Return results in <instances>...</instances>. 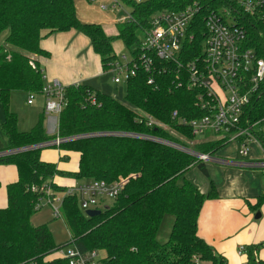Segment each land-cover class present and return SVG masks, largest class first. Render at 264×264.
I'll use <instances>...</instances> for the list:
<instances>
[{"label":"trees","instance_id":"16d2710c","mask_svg":"<svg viewBox=\"0 0 264 264\" xmlns=\"http://www.w3.org/2000/svg\"><path fill=\"white\" fill-rule=\"evenodd\" d=\"M190 2L145 0L133 9L136 22L145 28L155 13L176 10ZM243 17L246 49L264 59V18ZM117 29V39L136 56V49L131 48L137 41L138 26L125 23ZM5 31H9L6 43L11 49L0 47V104L5 112L0 128L8 144L4 150L33 147L57 136L83 138L59 147L62 152L79 156L78 168L73 172H64L57 164L44 161L43 149L0 157V165L14 166L18 173V180L7 186V207L0 209V264H69L57 255L64 246L82 253L105 252L99 264H227L198 234L202 209L207 201L218 199L217 191L212 187L204 194L185 180L194 167L208 175L205 163L161 143L116 135L152 136L211 157L230 144L227 139H217L191 145L195 137L180 122L206 115L198 104L200 91L187 86L184 73L188 63L202 60L203 14L196 18V41L187 45L180 59L182 68L172 62H156L153 84H148V73L139 71L126 84V104L87 85L67 87L66 106L54 135L46 133L44 113L33 128L22 132L18 129V116L10 111L13 92L39 94L45 85L42 70L37 66L39 71H35L29 65L32 56H49L41 47V40L57 33H81L91 41L103 69L109 72L118 59L114 39L102 26L79 19L75 0H0V35ZM174 112L178 114L175 118ZM146 116L162 126H149ZM242 123L251 128L252 137L264 150V88L245 109ZM57 176L79 184L121 179L126 184L116 198L105 199L112 203L96 210L100 214L94 217L81 209L82 195L64 196L62 211L70 241L62 245L56 242L49 224L32 223L40 211L37 205L42 196L32 192L33 187H50L61 195L68 191L55 183ZM263 205L264 191L255 204L250 203V208L259 211ZM167 215L174 217L173 227L169 240L161 244L158 232ZM263 247L264 243L246 247V264H264L258 259Z\"/></svg>","mask_w":264,"mask_h":264},{"label":"built area","instance_id":"2783aa9c","mask_svg":"<svg viewBox=\"0 0 264 264\" xmlns=\"http://www.w3.org/2000/svg\"><path fill=\"white\" fill-rule=\"evenodd\" d=\"M144 1L83 0L87 11L122 15L123 19L113 22L115 25L133 23L138 26L137 41L133 46L137 54L130 62L124 55L123 62L117 59L112 64L110 72L115 74L114 83L127 84L130 78L143 70L149 74L148 84H153L156 62H172L177 64L178 68H182L183 63L180 59L187 45L196 41L194 31L196 18L203 14L202 60L188 63L184 73L187 86L200 91L198 104L202 110L206 111V115L194 120L181 119L180 122L189 127L195 137V140L190 142L191 145L198 142L196 138L200 135H217L221 137L219 139H227L230 143L240 141L241 154L247 156V145L250 141L256 140L251 135V128L243 127L242 117L247 106L263 91L264 59L259 58L254 50L246 49L247 32L245 26L242 25V19L243 16L255 18L261 15L264 18V0H191L179 9L162 10L155 13L149 25L142 28L136 22L133 9ZM31 58L30 67L39 71L34 57ZM177 76L179 78L178 74ZM179 85L181 86L182 83L180 82ZM66 90L67 87L59 80H50L45 82L39 94L30 93L27 103L33 105L37 95L43 96L45 116L56 117L59 123L60 115L66 106ZM177 115V112H174L173 117ZM146 118H148L149 126H162L151 117L146 116ZM116 135L161 143L197 157L203 162L217 161L215 157L196 153L190 148L156 137L121 133ZM80 138L83 137L61 138L57 136L55 139L33 147L0 151V157L33 149H59L63 143ZM247 166L264 169V159L260 162L248 163ZM125 184L124 179L113 183L87 182L69 188L65 195L55 194L50 187L40 189L33 187L32 192H39L42 195L37 205L38 210L43 208L44 203H48L53 209L54 219L64 220L62 211L64 196L82 195L84 200L81 202V209L87 213V211L98 210L106 201L105 199L116 198L124 189ZM239 254H246L244 247L239 248ZM57 255L67 259L69 264H99L100 261L98 251L82 253L71 246L61 247Z\"/></svg>","mask_w":264,"mask_h":264},{"label":"crops","instance_id":"0c3cea01","mask_svg":"<svg viewBox=\"0 0 264 264\" xmlns=\"http://www.w3.org/2000/svg\"><path fill=\"white\" fill-rule=\"evenodd\" d=\"M97 12L89 15L83 11L80 13L86 18V23L101 26L104 21L114 22L112 20L114 14ZM78 13L77 11V15ZM91 17L93 18L89 19ZM86 38L76 31H70L46 36L41 40V47L49 56L33 57L46 78L45 82L57 79L66 87L82 84L107 92L101 83V78L105 74L101 57L94 52L91 41ZM57 122L56 117L45 116L44 127L48 135L57 133L58 129L55 130ZM254 142L251 148V143L248 144L250 151L247 156L240 153L244 160L231 158L232 155L228 150H224L225 147L216 154L217 161L204 162L208 175L194 167L185 176V180L190 181L204 194L210 192L212 187L217 191L218 199L207 201L202 209L198 220V234L217 255L226 260L227 264H246V254L240 255L239 248L264 243V205L259 211L250 208V203L255 204L256 198L264 191V169L247 166L248 163L264 159L263 148L258 142ZM58 152V163L47 161L43 156L42 159L57 164L64 172L76 171L79 156L73 153L76 155V164L67 168V161L70 158L68 155L72 153L60 150ZM63 157L65 160H62ZM17 180L16 167L0 165V209L7 207V186ZM54 181L67 188L79 184L75 180L60 176ZM32 223L36 226L41 224L35 221ZM159 236L158 232V241L161 243L170 238V235H167L166 239L164 236L161 241ZM258 259L264 263V247L258 252Z\"/></svg>","mask_w":264,"mask_h":264},{"label":"rangeland","instance_id":"374dc122","mask_svg":"<svg viewBox=\"0 0 264 264\" xmlns=\"http://www.w3.org/2000/svg\"><path fill=\"white\" fill-rule=\"evenodd\" d=\"M75 5L77 7V11L84 12L85 14L89 15L93 12L87 11L85 8V4H83V0H75ZM129 10V9H128ZM78 13L79 19L86 23V18L80 13ZM90 17V16H88ZM93 17L89 18L92 19ZM123 19L122 15L114 16L112 19L114 22L119 21ZM102 28L105 30L106 34L113 38V46L115 48V53L121 62H123L122 58L125 55L129 62L133 60V55L129 49H127L124 45V43L117 39L118 36V29L117 26L109 21H104L103 25H101ZM81 35V33H79ZM9 35V31H5L0 35V47H3L4 49H11L6 43V38ZM82 37L86 38L85 35L82 34ZM87 39V38H86ZM131 50H134V47L131 48ZM33 57V56H32ZM114 75L112 72H105L104 77L101 78V83L104 86V89L107 91L106 94H108L110 97L126 104V95H127V85L125 83L122 84H116L113 81ZM105 92V91H104ZM29 97V93L25 92H13L11 95V101H10V111L15 113L18 116V129L19 131L26 132L29 131L31 128H33L41 114L44 113V104L45 99L43 96L37 95L36 102L33 105H29L27 103ZM5 118V112L3 109V106L0 104V125L4 122ZM58 122L55 124V130L58 129ZM54 130V132H55ZM221 138L217 135H200L196 139L197 141H203V140H215ZM251 143V144H250ZM255 142L252 140L249 142L250 148L252 144ZM7 140L5 136L3 135V132L0 128V150H3L7 148ZM59 149L58 148H48L43 149L42 156L46 158L47 161L50 162H59ZM224 150H228L229 153L232 155L231 158H236L237 160L241 161L244 160L241 156V150H242V144L240 141H234L231 142ZM247 151L249 153V146L247 145ZM69 160L67 161V168L73 167L76 164V155L75 154H69L68 155ZM69 189V188H68ZM1 190V188H0ZM80 201L83 200V197H79ZM112 203V200H106L102 206L99 207V209L103 210L105 206L110 205ZM32 221L34 222H40V225L43 224H49L50 228L52 230L53 236L58 244H67L70 241V231L67 228L66 223L63 221V219H54L53 216V209L50 204L44 203L43 208L32 218ZM174 217L172 215H167L163 219V222L161 224L160 228V236L159 239L162 241L167 237V235L171 234V230L173 227ZM168 241V240H164ZM166 242H163L161 244H164ZM246 248L247 246H243ZM106 256V253L103 251L99 252V258L102 259Z\"/></svg>","mask_w":264,"mask_h":264},{"label":"water","instance_id":"95a60500","mask_svg":"<svg viewBox=\"0 0 264 264\" xmlns=\"http://www.w3.org/2000/svg\"><path fill=\"white\" fill-rule=\"evenodd\" d=\"M100 214V211H96V210H91V211H87V215L89 217H94ZM259 217V216H258Z\"/></svg>","mask_w":264,"mask_h":264}]
</instances>
